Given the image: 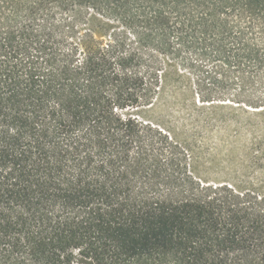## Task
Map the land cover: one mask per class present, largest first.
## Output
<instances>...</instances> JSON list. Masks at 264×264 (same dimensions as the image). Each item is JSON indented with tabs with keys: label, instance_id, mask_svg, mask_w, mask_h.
Returning <instances> with one entry per match:
<instances>
[{
	"label": "trees",
	"instance_id": "16d2710c",
	"mask_svg": "<svg viewBox=\"0 0 264 264\" xmlns=\"http://www.w3.org/2000/svg\"><path fill=\"white\" fill-rule=\"evenodd\" d=\"M168 68L264 110V0H0V264H264V193L141 117Z\"/></svg>",
	"mask_w": 264,
	"mask_h": 264
},
{
	"label": "rangeland",
	"instance_id": "374dc122",
	"mask_svg": "<svg viewBox=\"0 0 264 264\" xmlns=\"http://www.w3.org/2000/svg\"><path fill=\"white\" fill-rule=\"evenodd\" d=\"M194 98L189 82L168 68L158 99L141 117L188 146L193 175L254 186L264 193V110L197 108Z\"/></svg>",
	"mask_w": 264,
	"mask_h": 264
}]
</instances>
